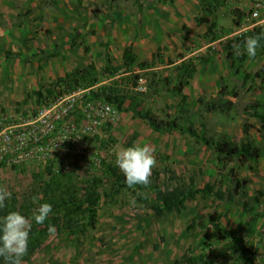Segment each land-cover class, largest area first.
Here are the masks:
<instances>
[{
	"label": "rangeland",
	"instance_id": "rangeland-1",
	"mask_svg": "<svg viewBox=\"0 0 264 264\" xmlns=\"http://www.w3.org/2000/svg\"><path fill=\"white\" fill-rule=\"evenodd\" d=\"M235 6L233 0H227L220 10V37L213 40L207 25L198 26L196 22L201 0H55V4L53 0H0V112L34 118L48 103L38 108L34 100L28 104L22 101L39 88L38 84L47 86L91 62L101 69L107 54L115 66H121L129 47V55L135 59L130 69L147 79L152 69L141 70V63H154L155 70L164 76L172 75L183 60L192 59L197 67L194 80L185 90L191 116L180 122L183 128L197 130L198 137L179 130L156 132L146 120L136 117L128 104L119 110L96 96L100 87L131 74L124 67L114 77L102 74L99 84L79 94L70 114L56 125L63 154L56 153L47 163L28 160L18 166V171L6 158L0 170V187L22 202L25 194L39 189L48 179L43 175L37 180L34 174L49 164L55 170L73 171L91 180L102 173L101 162L116 157V151L147 143L157 159L152 177L159 173L162 187L170 188L175 185L168 181L170 173L187 181L195 177L199 190L196 198L187 201L181 213L165 212L159 217L133 206L129 194L122 191L113 199L114 205L106 199L101 202L92 236L56 231L39 250L27 253L23 264H168L185 258L190 251L202 253L223 247L226 242L209 226L210 214L223 226L235 229L246 242L258 246L256 258L264 264V146L258 160L239 167L232 177V183L241 184L248 197L228 201L227 196L219 199L204 192L206 184L217 178L221 163L236 169L239 157L219 156L203 139L219 142L227 138L241 145L243 124H257L244 110L259 98L260 87L256 84L252 90L249 86L244 89L239 80L230 78L231 61L223 46L241 34L235 22L241 14ZM53 53L57 56L51 57ZM159 57L166 62L160 63ZM263 65L261 56L248 61L245 70L254 74ZM222 78H229L240 93L237 98L227 97L234 102L232 117L209 112L206 107L219 101ZM141 94L145 110L163 120L175 116L180 98L153 95L148 87ZM108 125L110 132L105 131ZM109 134L118 140L113 148L101 145ZM252 135L259 138L256 132ZM195 216L200 219L196 229L189 232Z\"/></svg>",
	"mask_w": 264,
	"mask_h": 264
},
{
	"label": "trees",
	"instance_id": "trees-1",
	"mask_svg": "<svg viewBox=\"0 0 264 264\" xmlns=\"http://www.w3.org/2000/svg\"><path fill=\"white\" fill-rule=\"evenodd\" d=\"M55 4V0H53ZM227 0H201L200 14L196 17L198 26L207 25V32L213 40L219 39L217 34L219 25V13L225 6ZM236 26L242 22V14L238 16ZM264 33V27L254 28L241 33L235 39L224 44L226 57L231 61L230 78L239 80L242 88L252 90L258 84L261 93L259 98L249 103L245 107V113L249 118L256 120L257 124L245 122L243 124V133L245 135L242 144L239 145L227 138L215 142L214 139H203L207 145H213L219 156L239 157V166L227 167L222 162L218 167L219 172L213 183L206 184L204 192L207 196L214 194L219 199L227 196L228 201H233L237 196L248 197L249 194L243 189L241 184L234 185L232 177L237 175L238 168L252 161L258 160L263 154L264 146V65L254 74L245 70V64L248 61L255 60L264 56V39L261 40V46L257 49L255 58H250L246 51L241 47V54L236 55L233 44L243 45L249 36H256ZM131 48L124 56L125 63L121 66H115L110 54L106 55L105 66L101 69L94 62L75 68L67 72L64 76L58 77L47 86L38 84L39 88L28 93V97L22 101V104H28L34 100L37 107L46 105L58 95L73 93L78 89H93L99 84L102 74L108 77H114L122 68H126L129 76L117 79L110 85L102 86L97 90L96 96L100 95L107 103L114 104L119 110H123L125 105L134 111V115L147 121L149 126L156 132L179 130L198 137L197 130L192 126L183 128L181 120L191 116V107L189 97L185 93L186 88L194 80L197 74V67L192 59L183 60L178 63L173 74L164 76L155 70L154 63H141L140 69L143 71L151 70L150 78L147 79V87L153 95L165 94L170 98H180L175 108V116L170 120L159 119L158 116L145 110L142 107L141 92L138 90L139 79L142 75L136 74L130 69V65L135 59L129 54ZM57 56L55 53L51 57ZM159 62L164 64L166 61L159 57ZM229 78H222V87L218 92L220 98L217 102H209L206 107L209 112H220L228 117H232L234 102L227 97H239L238 90L231 86ZM107 132L111 131V125L107 126ZM256 132L259 138H254L252 133ZM118 144L117 138L109 134L107 139L101 140V145L105 148H113ZM116 157L101 162L102 173L95 175L93 179H83L73 171L55 170L52 164L46 166L43 170L34 174L35 179L46 175L48 179L41 182L39 189L25 194L22 202L15 194L6 200V207L0 209V218L11 211H18L21 214L30 217L35 208L42 203L52 205V213L43 225L33 222L30 233L28 253H34L39 250L48 240L50 234L49 226H54L58 234L69 233L71 235H80L90 237L98 226L99 207L103 200H107L110 205H114L113 199L122 191H126L130 198L140 208L154 213L156 216H163L165 212L181 213L186 208V203L190 199L196 198L199 190L196 188L195 177L187 181L183 177H176L174 173L168 176L169 182H174V186L162 187L159 182V173L155 177L151 176V183L147 188L136 186L128 188L125 183V177L115 164ZM0 162V170L2 168ZM18 171V166L12 167ZM223 170V171H222ZM156 183L154 186L153 183ZM154 187V189H152ZM228 187V191L224 188ZM152 193L155 200L152 199ZM146 194V198H145ZM37 196L39 200L34 204L32 197ZM257 200V199H256ZM209 226L215 230L220 239L226 242L222 248H210L202 253L190 251L188 256L182 259H175L168 264H261L257 261L259 252L258 246H253L246 242L241 236L237 235L235 229H228L219 223L218 220L210 214ZM199 216H195L188 231L196 229ZM158 247V246H157ZM0 264H4L0 258Z\"/></svg>",
	"mask_w": 264,
	"mask_h": 264
},
{
	"label": "built area",
	"instance_id": "built-area-1",
	"mask_svg": "<svg viewBox=\"0 0 264 264\" xmlns=\"http://www.w3.org/2000/svg\"><path fill=\"white\" fill-rule=\"evenodd\" d=\"M233 1L243 17L238 27L240 33L264 27V0ZM146 85L147 79L141 77L138 90L146 92ZM85 91L86 89H78L73 93L59 95L31 119H26L19 113L1 111L0 162L8 158L14 166H20L28 160L47 163L56 153L63 154L61 141L56 135V125L70 114L76 97Z\"/></svg>",
	"mask_w": 264,
	"mask_h": 264
},
{
	"label": "clouds",
	"instance_id": "clouds-1",
	"mask_svg": "<svg viewBox=\"0 0 264 264\" xmlns=\"http://www.w3.org/2000/svg\"><path fill=\"white\" fill-rule=\"evenodd\" d=\"M260 6L257 5V7ZM262 39H264V33L249 36L243 45L233 44L235 54L240 55L241 47H243L250 58H255ZM115 156V164L123 173L128 188H135L138 185L147 188L150 185L152 170L157 166L154 148L150 144H133L116 151ZM10 197L11 193L6 188L0 187V209L6 207V200ZM38 200L39 197H32L34 204ZM132 203L135 206V201ZM52 210L51 204L42 203L34 210L31 217H27L18 211H11L0 218V258L3 259L4 264H23V258L28 253L33 222L43 225ZM48 232L54 236L55 227L50 225Z\"/></svg>",
	"mask_w": 264,
	"mask_h": 264
}]
</instances>
